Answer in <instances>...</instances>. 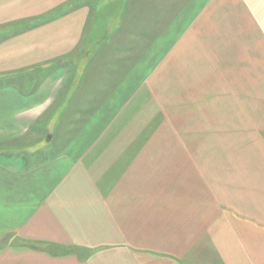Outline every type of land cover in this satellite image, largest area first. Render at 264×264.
I'll return each instance as SVG.
<instances>
[{"label": "crops", "instance_id": "crops-1", "mask_svg": "<svg viewBox=\"0 0 264 264\" xmlns=\"http://www.w3.org/2000/svg\"><path fill=\"white\" fill-rule=\"evenodd\" d=\"M0 0V264H264V0Z\"/></svg>", "mask_w": 264, "mask_h": 264}, {"label": "rangeland", "instance_id": "rangeland-1", "mask_svg": "<svg viewBox=\"0 0 264 264\" xmlns=\"http://www.w3.org/2000/svg\"><path fill=\"white\" fill-rule=\"evenodd\" d=\"M77 1L80 2L81 0H74L73 2L76 3Z\"/></svg>", "mask_w": 264, "mask_h": 264}]
</instances>
